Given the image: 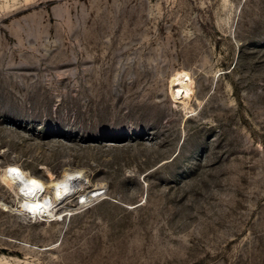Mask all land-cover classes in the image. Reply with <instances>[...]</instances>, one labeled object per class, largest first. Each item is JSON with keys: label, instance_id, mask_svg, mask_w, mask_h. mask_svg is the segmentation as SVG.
Returning <instances> with one entry per match:
<instances>
[{"label": "rangeland", "instance_id": "374dc122", "mask_svg": "<svg viewBox=\"0 0 264 264\" xmlns=\"http://www.w3.org/2000/svg\"><path fill=\"white\" fill-rule=\"evenodd\" d=\"M0 264H264V0H0Z\"/></svg>", "mask_w": 264, "mask_h": 264}, {"label": "bare ground", "instance_id": "6f19581e", "mask_svg": "<svg viewBox=\"0 0 264 264\" xmlns=\"http://www.w3.org/2000/svg\"><path fill=\"white\" fill-rule=\"evenodd\" d=\"M49 177L50 182L46 183L21 168L13 171L10 176V187L20 200V211L33 219L57 218L58 206L69 200L79 188H84L86 184V180L80 181L84 179L83 171H65L59 179H55L49 173ZM78 182H82L84 186L75 187ZM48 192H50V197H44V194ZM99 195L96 193V195L86 197L85 200Z\"/></svg>", "mask_w": 264, "mask_h": 264}]
</instances>
